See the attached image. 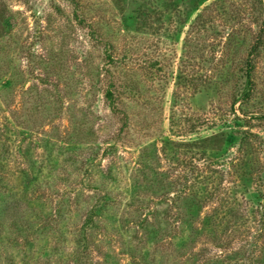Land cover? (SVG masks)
I'll list each match as a JSON object with an SVG mask.
<instances>
[{
	"label": "rangeland",
	"instance_id": "1",
	"mask_svg": "<svg viewBox=\"0 0 264 264\" xmlns=\"http://www.w3.org/2000/svg\"><path fill=\"white\" fill-rule=\"evenodd\" d=\"M82 2L115 48L116 67L105 65V44L79 26L69 0H0V220L16 216L10 235L32 241L6 236L5 251L16 264L26 243L31 264H206L225 255L232 260L223 264L264 261L256 244L264 45L253 59V93L239 100L264 3ZM107 69L119 86L117 111L105 95ZM246 130L257 135L250 145ZM174 142L204 143L206 158H189L200 149ZM196 174L213 176L232 212L214 215L216 198L199 216L176 222L175 189L163 185L180 178L192 188L200 184ZM56 206L64 217L49 225L43 216ZM86 243L88 259L75 263L74 249ZM42 248L50 257L38 258Z\"/></svg>",
	"mask_w": 264,
	"mask_h": 264
},
{
	"label": "trees",
	"instance_id": "2",
	"mask_svg": "<svg viewBox=\"0 0 264 264\" xmlns=\"http://www.w3.org/2000/svg\"><path fill=\"white\" fill-rule=\"evenodd\" d=\"M259 3L262 5L264 3V0H258ZM69 2L71 3L72 7H73V13H74V17L75 20L77 21V23L79 24V26L82 29H87L89 32V35H91V37L97 42V43H104L105 44V57H104V63L105 65H109V66H113L116 67V63L118 61V57H116L115 55V48L112 47L111 44H109V41L105 39V37L103 36V34L101 33L100 29H98V27H96L95 23L93 22V19L91 20L92 17L87 16V6L82 2V0H69ZM140 15V19L141 21H143V23L147 26H150V14L149 12L144 13L143 11H141L139 13ZM264 45V20H263V26L261 28V32H259V35L257 37V41L255 43V45L252 47L251 52L249 53L248 57L246 58V63H245V68L243 70V75L245 77L244 83L242 84V88H241V96H239V100H246L249 99L251 97V94L253 93L254 90V70H255V64L253 62L254 57H256V55L258 54L260 48ZM120 63V62H119ZM154 65V64H153ZM148 67V71L153 74L152 68L153 66H147ZM107 72V73H106ZM105 75L104 77H107L106 79L108 80V86L105 90V95H106V99L110 102V106L114 109V111H117V99H116V92H117V88L119 87L118 84L116 83V81L112 80V78H114L111 75V72L107 69L105 71ZM110 80H109V78ZM264 117V115H263ZM245 136H244V140L243 142H245L246 144L250 145V141L252 139H254L257 135L253 134L252 132H250L249 130H246ZM73 139V138H72ZM72 141V140H70ZM260 144V142H258ZM174 144L176 147H187L189 149L191 148H197L200 149L199 154H193L191 156H189V158L194 159L196 155L202 156L203 159L206 158L207 155V148L208 146L204 143L198 144V143H189V142H185V143H179V142H174L172 143ZM244 146V145H243ZM163 152L166 155V148L163 147ZM189 153V152H187ZM201 159V158H199ZM177 164V163H176ZM180 164V163H179ZM193 162L190 163L191 165V170H193L195 167L192 165ZM197 175V174H196ZM198 177V183L195 182V180L192 182L193 183V187L190 188L188 186L187 183H183L181 181L180 178H177L176 180L171 179V182L164 184L163 185V190H165V192H168L171 189H175V195L172 196L171 200L173 202V204L175 205V213H176V219L178 222L179 220H182L184 223L189 222L187 219H189L190 215L194 218L196 216H199L200 212L204 209V207H206V201H212L214 199H218L219 198V189L218 187L211 185L210 184V180H213V176H210L209 179L207 181H205V178H202L200 175H197ZM209 182V184H207ZM104 194H106L107 196L104 197L105 200H112V197L110 196V192H105L103 191ZM167 193V194H168ZM261 200L264 199V194H261V190H259L258 192ZM263 201V200H262ZM99 203V202H98ZM104 203H101V205L99 206H104ZM218 208L214 209V215H224L227 213H230L233 211V207L231 206V204H229L228 199H225V197H220L219 198V203ZM187 211V213H186ZM97 209L96 207H92L89 215L87 217V220L92 221V218H94V216L96 215ZM64 214L62 213V209L61 207H55L53 214L50 216L48 214H44V221L47 218V224L52 225L55 223H58L60 221H62ZM187 218V219H186ZM259 229H258V236H257V241L256 244L264 250V205H262V211L260 212V216H259ZM16 216L11 217L10 219L8 218V221H3L0 220V264H16L17 260L16 257L13 255L10 256V254H8V251H5V247H4V238L7 236L8 239H13L20 244V238L23 239H27L26 242H32L30 241L28 238V235L26 236H19L18 233L15 234V236H11L10 232L11 230L14 228L17 230L16 226L17 224H15L14 222H16ZM13 229V230H14ZM22 229V228H21ZM7 230H9V232L7 233ZM23 231V230H20ZM50 231V230H48ZM16 232V231H15ZM41 234L42 232H35ZM23 234V233H21ZM33 236V234L31 235V237ZM26 247L23 246L22 247V251L20 252L22 255V258H20L19 261H22L23 264H31L28 260V258L30 257V254L28 253V248H30L29 243H26ZM217 247L224 248V245L222 244V242L220 241V239L217 242ZM90 245L88 243L84 244V246L82 248L77 247L74 249L73 252V261L75 263H80L81 261H83V259L87 260L88 258H86V251L88 249H90ZM225 249V248H224ZM222 250V249H221ZM224 252V251H223ZM39 255L38 258L40 259V257H50L49 253L47 251L44 250V248H42L39 251ZM82 257V258H81ZM229 256L225 255L224 257H218V258H208V262L206 264H223L224 261H228L230 262V260H228ZM261 258V257H260ZM234 262L230 263V264H264V261H261L260 259H257L255 261H250L247 262L243 259L242 263L241 260L239 259L237 260V258H233ZM5 261V263H4Z\"/></svg>",
	"mask_w": 264,
	"mask_h": 264
}]
</instances>
